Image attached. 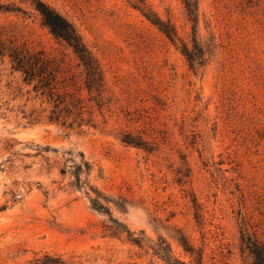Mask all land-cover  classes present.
<instances>
[{
    "label": "rangeland",
    "instance_id": "1",
    "mask_svg": "<svg viewBox=\"0 0 264 264\" xmlns=\"http://www.w3.org/2000/svg\"><path fill=\"white\" fill-rule=\"evenodd\" d=\"M41 1L99 63L105 105H87L95 129H63L0 57V264H166L148 248L160 241L185 264H251L242 235L264 245V0H198L196 36L182 0ZM139 1L172 25L175 45L132 8ZM28 2L0 0V42L63 61L69 82L71 50ZM195 37L205 54L191 69L181 43L197 57ZM127 133L154 151L121 143ZM69 155L88 161L95 189L126 200L112 216L145 247L104 235L107 216L59 173Z\"/></svg>",
    "mask_w": 264,
    "mask_h": 264
},
{
    "label": "trees",
    "instance_id": "2",
    "mask_svg": "<svg viewBox=\"0 0 264 264\" xmlns=\"http://www.w3.org/2000/svg\"><path fill=\"white\" fill-rule=\"evenodd\" d=\"M28 3L32 10L38 14L41 25L47 29L52 38L71 50L79 72L77 75L69 74V82H66L65 74L69 71L63 67V61L55 60L43 50L35 51L24 46L13 45L12 43L6 45L0 42V57L6 56L9 59L10 68L19 72L22 76V81L31 85L35 95L48 105L46 118L49 122L56 123L69 131H82L83 128L95 129L96 125L93 121L92 113L86 111V109L88 104L93 103L101 111L105 105L103 98L105 83L99 63L87 49L72 24L63 16L41 0H29ZM182 4L196 36L198 0H182ZM131 6L151 25L155 26L171 44L175 45L179 41L172 25L161 20L142 1L131 3ZM2 9H4L3 5H0V10ZM5 10L20 12V9L15 7H6ZM196 40L195 37L193 39V48L199 53L197 57L189 50L187 45L181 43V53L191 69L202 66L205 54L203 46L199 45ZM83 93L85 97H83ZM120 141L126 146L140 149L145 153L150 154L154 151L148 142L129 133L123 134L120 137ZM79 156L80 159L76 161L73 155H69L67 161L69 160L72 165L60 169L59 173L64 175L68 172L72 178L70 186L77 191H84V194L88 197L90 208L107 216L108 221L103 226L105 236L119 238L124 235L125 239L136 247L140 249L145 247L143 237L139 236L142 233L135 235L126 225L112 216L110 205L119 212L124 213L127 206L126 200L120 197L115 200L110 199L95 189L89 182L91 165L82 155ZM0 172H3L2 165H0ZM16 201V195L13 194L10 202L14 203ZM5 208L6 205L1 206L0 211ZM241 240L252 256L251 264H264V245L244 234ZM177 242L184 252L190 255L193 254V249L183 237L177 239ZM148 248L152 250L154 256L166 264H185L171 255L170 248L165 241H160L158 244Z\"/></svg>",
    "mask_w": 264,
    "mask_h": 264
}]
</instances>
